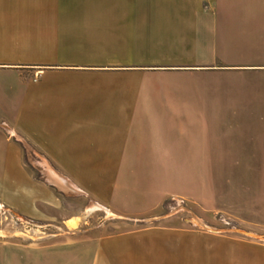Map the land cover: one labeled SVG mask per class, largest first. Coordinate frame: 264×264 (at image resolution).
Instances as JSON below:
<instances>
[{
  "label": "crops",
  "instance_id": "0c3cea01",
  "mask_svg": "<svg viewBox=\"0 0 264 264\" xmlns=\"http://www.w3.org/2000/svg\"><path fill=\"white\" fill-rule=\"evenodd\" d=\"M156 41L198 48L143 50ZM68 42L88 45L62 50ZM254 71H264V0H0V76L23 90V120L0 101V123L12 131L0 127V161L20 170L0 201L32 216L36 202L55 197L33 179L13 133L70 190L120 218L200 195L207 170L264 169V157L208 163L201 134L191 131L201 75ZM99 242L103 264H238L246 250L264 257V244L174 219Z\"/></svg>",
  "mask_w": 264,
  "mask_h": 264
},
{
  "label": "rangeland",
  "instance_id": "374dc122",
  "mask_svg": "<svg viewBox=\"0 0 264 264\" xmlns=\"http://www.w3.org/2000/svg\"><path fill=\"white\" fill-rule=\"evenodd\" d=\"M109 44L112 49H119V43ZM197 44L156 41L142 43V47L145 52H173L180 47L194 50ZM62 45V50H67L73 45L87 47L88 43ZM6 77L0 76V101H8L5 106L15 118L23 120V90L10 75ZM196 81L199 87L205 86L197 91V101L191 104L194 118L191 131L201 134L207 162L213 165L248 159L257 164L262 162L264 71L201 75ZM0 127L6 133L12 132L3 123ZM13 135L25 146L33 179L46 184L55 197L49 202H36L32 216L0 201V264H103L99 242L103 236L147 228L171 219L193 230L264 244L263 168L207 170L206 189L200 195L172 196L152 216L120 218L90 202L80 191L70 190V183L50 169L40 153L30 148L20 135ZM15 173H20L17 167L0 161L1 197L16 188L10 182ZM20 188L16 190L17 196L22 194ZM73 221L76 225L71 227ZM236 256L238 264H264V257L258 251L247 253L246 250Z\"/></svg>",
  "mask_w": 264,
  "mask_h": 264
},
{
  "label": "bare ground",
  "instance_id": "6f19581e",
  "mask_svg": "<svg viewBox=\"0 0 264 264\" xmlns=\"http://www.w3.org/2000/svg\"><path fill=\"white\" fill-rule=\"evenodd\" d=\"M110 214V213H109ZM111 215V214H110ZM76 225V221H73L71 224H70V226L71 227H73V226H75Z\"/></svg>",
  "mask_w": 264,
  "mask_h": 264
},
{
  "label": "water",
  "instance_id": "95a60500",
  "mask_svg": "<svg viewBox=\"0 0 264 264\" xmlns=\"http://www.w3.org/2000/svg\"><path fill=\"white\" fill-rule=\"evenodd\" d=\"M211 229V228H210Z\"/></svg>",
  "mask_w": 264,
  "mask_h": 264
}]
</instances>
